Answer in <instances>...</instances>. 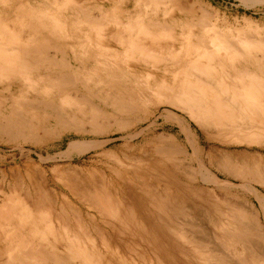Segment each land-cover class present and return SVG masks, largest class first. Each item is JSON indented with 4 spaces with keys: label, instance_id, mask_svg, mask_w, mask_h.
<instances>
[{
    "label": "rangeland",
    "instance_id": "1",
    "mask_svg": "<svg viewBox=\"0 0 264 264\" xmlns=\"http://www.w3.org/2000/svg\"><path fill=\"white\" fill-rule=\"evenodd\" d=\"M0 35V47L16 41L51 54L63 51L79 55V62L68 69L76 76L71 81L57 79L60 70L40 68L32 74L10 72L0 82V205L6 204L0 213L6 231L0 233V251H4L5 235L12 227L19 222L21 230L16 237H22L34 222L44 233L36 241L44 247V256L49 253L39 264H53L48 258L52 252L58 263L65 264H226L221 253H210L205 240L207 234L215 233L220 247L232 244L227 223L232 222L235 211L226 201L247 199L249 194L242 186L194 180L179 151L181 135L176 124L163 116L170 110L183 113L159 100H185L200 114L208 110L204 114L208 118L203 115V119L211 126L201 130L190 122L204 161L246 163L251 168L260 161L256 169L263 173L264 0H0ZM220 38L235 40L244 53L239 56L225 48L229 59L222 62L201 57L200 67L213 76L214 85L194 81L185 72L187 65ZM41 42L48 47L40 46ZM204 42L210 47L203 46ZM156 53L165 55L160 58ZM89 54L102 56L103 62L94 65L87 60ZM106 60L114 62L113 67ZM161 133L176 134L178 148H164L168 145L157 139ZM228 179L239 183V178ZM141 188L152 192V200L145 199ZM105 192L110 197L106 198ZM172 193H176L175 200ZM96 202L107 209V217L103 213L99 216L102 208ZM187 205L189 208L183 210ZM191 220L197 225L200 222L206 232ZM114 227L113 235L110 228ZM117 228L118 233L114 232ZM48 229L53 233H47ZM64 231L71 236L78 232L74 236L83 239L77 238L75 245L74 236L70 238ZM93 243L98 251L92 248ZM244 255L251 260L249 252Z\"/></svg>",
    "mask_w": 264,
    "mask_h": 264
},
{
    "label": "bare ground",
    "instance_id": "2",
    "mask_svg": "<svg viewBox=\"0 0 264 264\" xmlns=\"http://www.w3.org/2000/svg\"><path fill=\"white\" fill-rule=\"evenodd\" d=\"M58 5V4H56ZM52 7V6H51ZM79 10V9H78ZM53 12V11H52ZM32 15V14H31ZM85 15V14H84ZM37 17V16H36ZM35 17V18H36ZM79 17V16H78ZM91 17V16H90ZM89 17V18H90ZM209 16H207L208 18ZM38 18V17H37ZM72 18V17H71ZM93 18V17H92ZM40 19V18H39ZM88 19V18H86ZM91 19V18H90ZM108 19V17H107ZM115 20V19H114ZM94 21V20H93ZM118 21V20H117ZM34 22V21H33ZM89 24H90V20L88 21ZM42 23V22H40ZM19 24V23H18ZM9 25V24H8ZM43 26V25H42ZM95 26V25H94ZM125 26V25H124ZM132 26V25H131ZM15 27V26H14ZM45 27V26H44ZM48 27V26H47ZM80 27V26H79ZM12 28V27H11ZM39 28H42L41 25ZM43 29V28H42ZM51 29V28H50ZM81 29V28H80ZM104 29V28H103ZM44 30V29H43ZM78 30V29H77ZM106 30V29H105ZM30 31V30H28ZM32 31V30H31ZM39 31V30H38ZM80 31V30H79ZM116 31V30H115ZM19 32V31H18ZM35 32V31H34ZM41 32V31H40ZM62 32V31H61ZM66 32V31H65ZM105 33V32H104ZM40 34V33H39ZM87 34V33H86ZM90 35V34H89ZM1 36V35H0ZM24 36V35H23ZM32 36H34L32 34ZM32 36L30 35L29 39L32 38ZM105 36V35H104ZM133 36V35H132ZM35 37V36H34ZM33 37V38H34ZM5 38V37H4ZM10 38V37H9ZM187 38V37H186ZM198 38V37H197ZM200 38V37H199ZM35 39V38H34ZM123 39V38H122ZM121 39V40H122ZM193 39V38H192ZM16 40V39H14ZM23 40V39H22ZM21 40V42H22ZM28 40V38H27ZM27 40H25V43L27 42ZM185 40V39H184ZM19 41V40H18ZM28 41H31V40H28ZM39 41V40H38ZM48 41V40H47ZM182 41V40H181ZM193 41V40H192ZM122 42V41H121ZM186 42V40H185ZM195 42V41H194ZM51 43V42H50ZM30 45L28 46L27 43L24 44V43H16V41H13V42H10V43H7L6 44V47H0V82L1 80L6 77L10 72L12 73L11 75H18L20 74L21 71L25 70L26 73L28 74H32L34 71L40 69V68H46V69H53L54 70H60V75L57 77V79L59 80H66V81H71L72 79H75L76 76H74V74L70 73V71L68 70L72 65L73 63H76L78 60V57L79 55L75 52H71V53H68V52H58V51H55L53 54L49 53L47 50L43 49V48H35L33 44L29 43ZM40 46H43L45 45V43L41 42V43H38ZM85 44V43H83ZM116 44V43H115ZM124 45V43H122ZM185 44V43H184ZM47 45V44H46ZM45 45V46H46ZM49 45V44H48ZM81 45V44H80ZM197 45V44H196ZM248 45V44H247ZM3 46V45H2ZM5 46V45H4ZM199 46V45H198ZM203 46L205 47H210L208 45H206V43L204 42L203 43ZM48 47V46H46ZM57 47V46H56ZM250 47V46H249ZM226 49H229L230 51H232L233 53H237L239 56L244 53L242 52L238 47L237 45V42L233 39H229V38H220V39H216L214 40V43L212 44V46L210 48L207 49V51H203V53L199 54L197 57H195L191 63H189L185 69V72L186 74L189 75V77L191 79H193L194 81L196 82H202V83H205L207 85H209L211 87V85H214L212 80H215L213 78V76L209 75L208 72L205 73L204 69L202 67H200V65L202 64L201 61H200V58L201 57H204L206 58L207 60H212V61H216V62H222V61H225L227 60L226 58H228L227 54H226ZM253 48V47H252ZM47 49V48H46ZM149 49V47H148ZM194 49V48H193ZM250 49V48H249ZM248 49V50H249ZM197 50V48H196ZM254 50H255V47H254ZM261 51V50H260ZM156 52V51H155ZM246 52V51H245ZM258 52V51H257ZM167 54V53H166ZM169 54V53H168ZM177 54V53H176ZM230 54V53H229ZM82 55V54H81ZM156 56L157 53L155 54ZM165 55V54H164ZM164 55H162L160 57V54L158 57L162 58ZM190 55V54H189ZM89 62L93 63L94 65L95 64H99L101 59H102V56H97V55H92V54H89ZM175 58V54L173 55ZM226 56V57H225ZM264 56V55H263ZM109 57V56H108ZM106 55H105V58H108ZM166 57V56H165ZM235 57V56H234ZM245 57V56H244ZM109 59V58H108ZM229 59V58H228ZM241 59H242V56H241ZM170 60V59H169ZM231 60V59H230ZM107 61V60H106ZM105 61V62H106ZM149 61V59L147 60ZM161 61V60H160ZM164 61V60H163ZM233 61V60H232ZM240 61V60H239ZM79 62V61H78ZM103 62V61H101ZM114 63V62H113ZM113 63L108 60L106 62L107 65H110L111 67H113ZM180 63V62H179ZM204 63V61H203ZM234 63V62H233ZM232 63V64H233ZM257 63V62H256ZM116 64V63H115ZM181 64V63H180ZM230 64V65H232ZM226 67V66H225ZM74 68V67H73ZM108 68V67H107ZM214 68V67H213ZM71 69V68H70ZM119 69V68H118ZM260 69V68H259ZM67 70V71H65ZM236 70V69H235ZM39 71V70H38ZM120 71V70H119ZM216 71V70H215ZM240 71V70H239ZM262 71H263V68H262ZM261 71V73H262ZM117 72V71H116ZM115 72V73H116ZM121 72V71H120ZM227 72V71H226ZM136 73V72H135ZM250 73V72H249ZM52 74V73H51ZM143 74V73H141ZM150 74V73H149ZM53 75V74H52ZM79 75V74H78ZM77 75V77H78ZM118 75V74H117ZM116 75V76H117ZM120 75V74H119ZM134 75V74H133ZM152 75V74H151ZM240 75V73H239ZM253 75V74H252ZM255 75V74H254ZM253 75V76H254ZM27 76V75H26ZM35 76V75H34ZM115 76V77H116ZM126 76V75H125ZM211 76V77H210ZM232 76V75H231ZM234 76V75H233ZM258 76V75H257ZM9 77V76H8ZM15 77V76H14ZM33 77V76H32ZM81 77V76H80ZM157 77V76H156ZM159 77V76H158ZM228 77V76H227ZM241 77V76H240ZM261 77V76H260ZM10 78V77H9ZM8 78V79H9ZM36 78V77H35ZM48 78V76H47ZM86 78V77H85ZM160 78V77H159ZM212 78V79H211ZM7 79V80H8ZM12 79V78H11ZM32 79V78H31ZM223 79V78H222ZM225 79V78H224ZM10 80V79H9ZM49 80V79H48ZM154 80V79H153ZM180 80V79H179ZM189 80V79H188ZM244 80V79H243ZM19 81V80H18ZM75 80H73L72 82H74ZM217 81V80H216ZM231 81H233L231 79ZM140 82V81H139ZM155 82V80H154ZM242 82V81H241ZM246 82V81H245ZM239 83V82H238ZM235 84V83H234ZM240 84V83H239ZM150 85V83L148 84V86ZM217 87L220 88L219 91L221 90V86L219 87V84L217 83ZM232 85V84H231ZM244 85V84H242ZM39 86V85H38ZM261 86L264 87V84L261 83ZM36 87V86H35ZM34 87V88H35ZM150 87V86H149ZM202 87V86H201ZM206 88V87H205ZM24 89V88H23ZM214 89V88H213ZM154 90V89H153ZM194 92L197 93V90L196 89H193ZM196 90V91H195ZM205 90V89H204ZM224 90V89H223ZM159 91V90H158ZM161 91V90H160ZM159 91V92H160ZM166 91V90H165ZM176 91V90H175ZM178 91V90H177ZM207 91V89H206ZM205 91V92H206ZM214 91V90H213ZM218 91V92H219ZM222 91V90H221ZM221 91L219 93H221ZM238 91V90H237ZM33 92V91H32ZM36 92V91H35ZM208 92V91H207ZM215 92V91H214ZM217 91L215 92L216 94L218 93ZM240 92V91H239ZM192 93V92H190ZM210 93V92H209ZM224 93V92H223ZM54 94V93H53ZM193 94V93H192ZM222 94V93H221ZM23 95V93H22ZM173 95V94H172ZM195 95V94H194ZM199 95V93H198ZM228 95V94H227ZM52 96V95H51ZM85 96V95H84ZM166 96V95H165ZM185 96V95H184ZM201 96V95H199ZM207 96V95H205ZM212 96V95H211ZM225 96V95H223ZM168 97V95H167ZM179 97V96H178ZM182 97V96H180ZM189 97V96H188ZM187 98V100H189L190 98ZM221 97V95H220ZM229 97V95H228ZM86 98V97H85ZM159 98V97H158ZM184 99V97H182ZM209 98V97H208ZM181 99V98H180ZM199 99V98H197ZM224 99V98H223ZM186 100V102H187ZM203 100V99H202ZM13 101V100H12ZM157 101V100H156ZM160 101V104H167L173 108H175L176 110H179L180 112L183 113V115L185 114V116L187 118H185L183 115H178L176 113H174L173 111L170 110V112H165L163 113V116L166 117L167 120H170L172 121V123L176 124V127H177V134L178 135H181V144H179V151L180 153L184 156V158L187 160V161H183V163L188 167V169L190 170V172L193 174V177H194V180L195 181H198L199 178H202L204 180L206 179H210L209 181L211 182H220L218 184H222L224 183L225 185L228 184L229 186L231 187H241L243 189L246 190V192L249 194V197L247 199H229L228 201H226L232 211H235V214H233V220L232 222L230 223H227V225L231 226V230H230V237H231V241H232V244H226V245H222L223 247H220V245L218 244V237L215 233H209L207 234L208 235V238L205 240L206 242H208L210 244L209 246V249H210V253H221V257L223 258L222 260L226 263V264H264V172L263 173H258V168L259 165H260V161L259 162H256V164L254 165L253 168H251L250 165H246V163L244 164H239L237 165V163H232V161H204L203 159V156H202V152L203 150L201 149V147L199 146L198 142H197V133L195 132V130H193L191 128V123L190 122H193L195 123L201 130L204 129V127H207V126H211L210 124V121L209 120H205L203 118L206 117V113H208V110L205 109L207 112L203 114V110L200 111L201 114L199 113V110L197 111L196 108H192V106L190 107V105H187L185 104V100H180L179 102L176 100V98H169L168 99H164V102H162L161 100ZM158 101V102H159ZM200 101V100H199ZM198 101V102H199ZM226 101V100H225ZM15 102V101H14ZM203 102V101H202ZM201 102V103H202ZM221 102V101H220ZM200 103V102H199ZM204 104V103H203ZM191 105H192V101H191ZM50 106V105H49ZM168 106V107H169ZM205 106V105H204ZM201 109V108H200ZM11 110V109H10ZM166 110V108H165ZM17 113V112H16ZM27 113V112H26ZM19 114V113H17ZM158 115V114H157ZM162 115V114H160ZM205 117H204V116ZM216 115V114H215ZM202 116V117H200ZM214 117V115H213ZM212 117V119H213ZM216 117V116H215ZM208 118V117H206ZM211 118V116H210ZM146 119V118H145ZM9 120V119H8ZM21 120V118H20ZM215 120V119H214ZM20 122V121H19ZM144 122V120H143ZM15 124V123H14ZM20 124V123H19ZM23 124V123H22ZM21 124V125H22ZM165 124V123H164ZM161 125V126H158L157 124L154 125L155 127H160L161 129H164L165 128V125ZM1 125V124H0ZM150 125V124H149ZM147 126V125H146ZM215 126V124H214ZM236 126V125H235ZM20 127V126H19ZM172 127L171 125H169V128ZM22 128V127H21ZM198 128V129H199ZM38 129V128H37ZM30 130V129H29ZM53 131V130H52ZM8 133V132H7ZM48 135V134H47ZM158 140L161 141V143L163 144H166L168 146H164V148L166 149H169L170 147L171 148H174V149H177L178 147H176L177 145V142H178V138H177V135L174 134V133H168L166 135L164 134H160L157 136ZM180 138V137H179ZM161 145V144H160ZM159 145V146H160ZM162 146V145H161ZM160 146V147H161ZM176 147V148H175ZM163 148V149H164ZM159 151V150H158ZM226 155V154H225ZM182 162V161H181ZM178 165V164H177ZM176 165V166H177ZM180 165V164H179ZM176 168V167H175ZM178 168V167H177ZM181 168V167H180ZM251 168V169H250ZM186 170V169H185ZM188 171V170H187ZM74 174V172H73ZM219 174L220 175H223L224 178H221L219 177ZM199 175V176H198ZM134 176V175H133ZM228 176H233V177H236V178H239V183L238 184H235V183H232L229 181L228 179ZM246 179V183L244 184L242 182V179ZM192 180V181H194ZM191 181V182H192ZM194 181V182H195ZM125 182V181H124ZM210 182V183H211ZM222 182V183H221ZM102 184V183H101ZM214 184V183H213ZM212 184V185H213ZM104 185V184H103ZM125 185V184H124ZM134 186V183L132 184ZM136 186V184H135ZM215 186V185H214ZM227 186V185H226ZM101 188H103L102 186H100ZM137 187V186H136ZM136 187H134L135 189H137ZM157 187V186H156ZM206 187V186H205ZM140 188V187H139ZM155 188V186L153 187ZM204 188V186H203ZM127 189V188H125ZM163 191L165 190L164 188H162ZM208 189V188H207ZM88 190V189H87ZM104 190H107V189H104ZM143 188L140 189V191H142V194L145 193V199L147 200H150L152 197V195L150 194V192H143ZM152 190V189H150ZM155 190H158V189H155ZM160 190V189H159ZM206 190V189H205ZM210 190V189H209ZM212 190V189H211ZM216 190V189H215ZM126 191V190H125ZM139 191V190H138ZM139 191V192H140ZM149 191V190H148ZM203 191V190H202ZM108 192V190H107ZM104 195H106V193ZM161 192V191H160ZM174 192V191H173ZM209 192V191H206V193ZM85 193H87V191L85 190ZM88 193H91L88 191ZM152 193V192H151ZM158 195H160L161 193H157ZM165 194V193H164ZM168 194V193H167ZM172 194H175L174 196V200L175 198L177 197L176 196V193H172ZM86 195V194H85ZM93 195V193H92ZM92 195H89L92 196ZM125 195V194H124ZM144 195V194H143ZM155 196V194H153ZM39 196V195H38ZM49 196V195H48ZM88 196V194H87ZM109 195H106V198H108ZM127 196L128 193H127ZM153 196V197H154ZM169 196V195H167ZM167 196L164 195V197L166 198ZM207 196V195H206ZM211 196V195H210ZM47 197V196H46ZM88 197V198H89ZM94 197V196H93ZM110 197V196H109ZM160 197V196H159ZM212 197H213V192H212ZM211 197V198H212ZM215 197V196H214ZM223 197V195H222ZM232 197V196H230ZM40 198V197H38ZM113 198V197H112ZM169 198V197H168ZM210 198V197H209ZM216 198V197H215ZM90 199H93L95 200L94 198H91ZM144 199V200H145ZM157 199V198H156ZM156 199H153V200H156ZM173 199V198H172ZM179 199V198H178ZM182 199V198H181ZM49 200V199H48ZM62 200L65 201V199L63 198ZM152 200V199H151ZM172 200V201H174ZM216 200V199H215ZM222 200V198L220 199ZM92 202V200H90ZM110 201V200H109ZM52 202V201H51ZM67 202V201H66ZM69 202V201H68ZM67 202V203H68ZM104 202V201H103ZM157 202V201H156ZM166 202V201H165ZM178 202V201H177ZM220 202V201H218ZM38 203V202H37ZM65 203V202H64ZM94 203V202H93ZM169 203V201L167 202ZM61 204V203H60ZM69 204V203H68ZM95 204V203H94ZM98 204V202H96V205ZM125 204V203H124ZM132 204V203H130ZM179 204V203H178ZM184 204V203H183ZM62 205V204H61ZM60 205V208H62ZM72 205V204H71ZM93 206V204H91ZM115 205V204H113ZM122 205V204H121ZM128 205V204H127ZM162 205V204H161ZM182 205L181 201H180V206ZM6 206V204L3 202L1 205H0V213L3 211L2 209H4ZM66 206V205H65ZM99 206V205H97ZM103 206V205H102ZM101 205L99 207H101L102 211L100 210L99 208V211L101 213H99V216H101L100 214L103 215V217H107L108 215H105V211L107 212V209L106 208H103ZM105 206V205H104ZM120 206V204H119ZM131 206V205H129ZM146 206V204H145ZM174 206V205H172ZM177 206V205H176ZM38 207V206H37ZM64 207V206H63ZM74 207V205L71 206V208ZM91 207V206H90ZM114 207V206H113ZM153 207V206H152ZM67 208V207H66ZM94 208V207H92ZM129 208V207H128ZM157 208H159L157 206ZM187 209L189 208V206L187 205L186 207H183L182 209ZM203 208V207H202ZM95 209V208H94ZM105 209V211H104ZM116 209V208H115ZM114 209V210H115ZM179 210L181 212H183V210ZM72 210V209H71ZM71 210L70 213H71ZM75 210V213L77 212L76 210L77 209H74ZM98 210V209H96ZM132 210V208H131ZM135 210V209H134ZM153 210V208H152ZM253 210V213H251V211ZM61 211L63 212V208L61 209ZM137 211V210H136ZM159 210L157 209V212ZM187 211V210H186ZM110 212V211H109ZM151 212V211H150ZM188 212V211H187ZM221 212V211H220ZM116 213V211H115ZM134 215H135V212H133ZM141 213V212H140ZM143 213V212H142ZM193 213V212H192ZM195 213V212H194ZM201 214V211L197 214ZM205 213V212H204ZM202 213L201 216H206V214ZM129 214V212L127 213ZM139 214V213H138ZM151 214V213H150ZM185 214V213H184ZM209 214V213H208ZM222 214H223V211H222ZM1 215V214H0ZM152 215V214H151ZM188 215V214H187ZM193 216V214H191ZM190 215V216H191ZM221 215V214H220ZM91 216V215H89ZM153 216V215H152ZM158 216V215H157ZM64 217H66L64 215ZM72 217L75 219V215L74 213L72 214ZM80 217V216H79ZM92 217V216H91ZM178 217V215H177ZM19 218V217H18ZM82 218V217H81ZM102 218V217H101ZM110 218V216H109ZM197 218V217H196ZM207 218V217H206ZM223 218V217H222ZM2 221H4V218H2ZM0 219V220H1ZM57 219V218H56ZM55 219V220H56ZM67 219V218H66ZM80 219V218H79ZM93 219V218H92ZM103 219V218H102ZM121 219V218H120ZM142 219V218H141ZM65 220V219H64ZM63 220V223H65ZM69 220V219H68ZM76 220V219H75ZM106 220V218L104 219ZM129 220V219H128ZM136 220V219H135ZM143 220V219H142ZM141 220V221H142ZM157 220H158V217H157ZM161 220V219H160ZM198 220V219H197ZM61 221V219H60ZM70 221V220H69ZM80 221H82L80 219ZM102 221V220H101ZM100 221V222H101ZM108 221V220H107ZM107 221H103V223L106 225L107 224ZM162 221V220H161ZM160 221V222H161ZM221 221V220H220ZM67 222V221H66ZM76 222V221H75ZM106 222V223H105ZM131 222V221H130ZM196 221H193L191 220V223L195 226H198V228H201L200 230H204V233L206 232L207 228H205L203 225L199 224L197 225V223H195ZM211 222V221H210ZM13 223V222H12ZM109 223V222H108ZM220 223V222H219ZM51 225V223H49ZM57 224V223H56ZM68 224V223H66ZM66 224L63 226L66 227ZM77 224V222H76ZM80 224V222H79ZM110 224V223H109ZM113 224V223H112ZM138 224V223H137ZM165 223H163L164 225ZM212 224V223H211ZM222 224V223H221ZM15 225V224H14ZM60 225V224H58ZM71 225V223H70ZM135 225H136V222H135ZM213 225V224H212ZM4 225L0 222V233L1 235L3 234H6L5 232V228L3 227ZM21 226V224L18 222V225H16L15 227H12L13 228V231L10 232V234L8 235H5L6 237V240L4 241V251H0V262L1 264H39L40 263V260L43 258H45V256L49 253H47L45 256L43 254L44 252V247L40 244V241H36V239L38 238H43V235L44 233L40 231V229L37 227L38 225L34 222H30L29 223V230L27 232V235L23 236L24 237H27L28 236V240H24V237L22 238L21 236L18 238L16 237V232L18 230H21L19 227ZM57 226V225H56ZM77 226V225H76ZM75 226V227H76ZM103 226V224H102ZM108 227H113L111 224L108 225ZM123 226V225H122ZM140 226V225H139ZM142 226V225H141ZM167 226V224H166ZM214 226V225H213ZM54 227V226H53ZM60 227V226H59ZM144 227V226H142ZM220 227V226H219ZM58 228V227H57ZM70 228V227H68ZM68 228L66 227L67 231ZM98 226L96 227V230H98V232L101 231V228H98ZM103 228V227H102ZM138 228H141V227H138ZM168 229H171L170 226L167 227ZM173 228V227H172ZM79 229V228H78ZM81 229V228H80ZM79 229V230H80ZM100 229V231H99ZM112 229L111 230V233L113 234V229L114 228H110ZM125 229V228H124ZM129 229L130 227L128 228V233H131V231L129 232ZM145 229V227L143 228V230ZM175 229V228H174ZM174 229H172V231H174ZM221 229V228H220ZM223 230L225 228H222ZM58 230V229H57ZM77 230V231H79ZM107 230V229H106ZM105 230V231H106ZM118 228L116 229V231L114 230V232L118 233ZM121 230V229H120ZM195 230V229H194ZM193 230V231H194ZM198 229H196V232ZM54 231V230H53ZM82 231V230H81ZM122 231V230H121ZM142 231V230H141ZM146 231V230H145ZM171 231V230H170ZM176 231V230H175ZM192 231V232H193ZM65 232V235L66 234H69V233H66ZM83 232V231H82ZM107 232V231H106ZM124 231H122L123 233ZM133 232V231H132ZM140 232V230H139ZM47 233H53L51 229H48L47 230ZM105 233V232H104ZM104 233H102L104 235ZM108 233V232H107ZM121 233V232H120ZM135 233V232H134ZM173 234L175 233H178V231H176L175 233L172 232ZM194 233V232H193ZM76 234V232H75ZM74 234V235H75ZM100 234V233H99ZM111 234V236L113 237V235ZM144 234H146L144 232ZM195 234V233H194ZM61 235V234H59ZM74 235H70L71 236L70 238H72ZM78 235V232L77 234ZM102 235V236H103ZM109 235V233L107 234ZM116 235V234H115ZM124 237H125V234L123 233ZM133 235V234H132ZM180 238L183 237V236H180L181 233L177 234ZM176 235V237H177ZM201 236L199 237L200 239L203 237L202 234H200ZM68 236V237H69ZM101 236V235H100ZM119 236V235H118ZM194 236V235H193ZM15 237L18 238L17 240H15ZM61 237V236H60ZM76 237V236H74ZM74 237L72 238L75 245L76 244V241H77V238L78 240H82V239H79L80 236H77L76 239L74 240ZM109 237V236H108ZM117 237V236H116ZM122 237V235H121ZM178 237V239H180ZM186 237V236H185ZM196 237L198 238V236L196 235ZM224 237V236H223ZM69 238V239H70ZM126 238V237H125ZM187 238V237H186ZM205 235H204V239H205ZM68 239V241H69ZM123 239V238H122ZM121 239V240H122ZM182 239V238H181ZM191 239V238H190ZM199 239V240H200ZM229 239V237H228ZM64 240V239H63ZM184 240V239H182ZM186 240V239H185ZM42 241V240H41ZM72 241V240H71ZM69 241V243L71 242ZM226 241V239H225ZM78 242V241H77ZM81 241H79L80 243ZM187 242V241H184V243ZM200 242V241H199ZM68 243V242H67ZM231 243V242H230ZM104 244V243H103ZM117 244V243H116ZM64 245V249L65 247H67L65 244ZM73 245V243H72ZM71 245V246H72ZM80 245V244H79ZM79 245L78 247L76 246V248L79 249ZM94 245V243H93ZM92 244H90V246L92 247L93 246ZM74 246V245H73ZM83 246H84V243H83ZM81 246V247H83ZM105 246V245H104ZM107 248H108V244L106 245ZM118 246V245H117ZM97 247L94 245V247H92L93 249ZM85 248V246L83 247ZM98 248V247H97ZM95 248V250L98 251V249ZM106 248V249H107ZM128 248V247H127ZM205 248V247H204ZM87 249V247H86ZM85 249V250H86ZM89 249V248H88ZM92 249V250H93ZM105 249V250H106ZM109 249V248H108ZM193 248L191 247V250ZM222 249V250H220ZM94 250V251H95ZM195 250V249H194ZM49 251V250H48ZM87 251V250H86ZM2 252V254H1ZM88 252L91 253V251L88 250ZM107 252V250L105 251ZM109 252V251H108ZM193 252V251H192ZM245 252H249L250 253V261L247 260L248 256H245ZM54 252L50 253V255H48V258L49 260L52 261L53 264H65L63 262H59L56 260V257L54 254ZM75 253H77L75 251ZM95 254V252H93ZM207 253V252H206ZM107 254V253H106ZM218 254V253H217ZM86 255V254H85ZM90 255V254H88ZM87 255V256H88ZM109 255V254H108ZM198 256H200L198 254ZM47 257V256H46ZM109 257V256H108ZM107 257V258H108ZM202 257V255H201ZM219 257V256H218ZM40 259V260H39ZM47 259V258H46ZM64 259V258H63ZM199 259V258H198ZM111 260V259H110ZM196 260V259H195ZM42 261V260H41ZM96 261V259H95ZM108 261V260H106ZM124 261V260H123ZM45 262V261H44ZM66 262V261H65ZM83 262V261H82ZM89 262V261H88ZM114 262V260H113ZM125 262V261H124ZM203 262V261H202ZM108 263H111V262H108ZM207 264H218L217 262L214 261V263H212L211 261L207 262ZM46 264V263H45ZM70 264V263H69ZM86 264V263H85ZM98 264V262H97Z\"/></svg>",
    "mask_w": 264,
    "mask_h": 264
}]
</instances>
